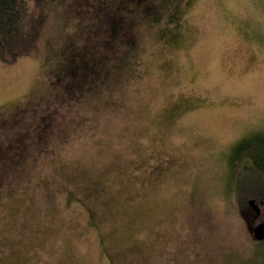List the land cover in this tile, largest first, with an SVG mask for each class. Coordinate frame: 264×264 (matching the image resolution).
I'll list each match as a JSON object with an SVG mask.
<instances>
[{
  "label": "rangeland",
  "instance_id": "1",
  "mask_svg": "<svg viewBox=\"0 0 264 264\" xmlns=\"http://www.w3.org/2000/svg\"><path fill=\"white\" fill-rule=\"evenodd\" d=\"M46 1L37 54L0 62L1 120L42 98L76 29V0ZM160 6L135 25L137 78L119 72L114 89L61 107L28 180L0 192V264H240L251 254L264 199L259 213L248 199L264 196V181L230 156L238 139L264 137V0Z\"/></svg>",
  "mask_w": 264,
  "mask_h": 264
},
{
  "label": "trees",
  "instance_id": "2",
  "mask_svg": "<svg viewBox=\"0 0 264 264\" xmlns=\"http://www.w3.org/2000/svg\"><path fill=\"white\" fill-rule=\"evenodd\" d=\"M76 1L81 5L71 6L76 11L77 21L73 20L76 29L61 46L58 55L61 64L51 72L53 78L47 82L48 89L41 99L18 108L11 119H0V192L20 184L24 178L28 180L30 155L45 145L50 128L56 130V114L61 107L67 108L85 92L94 93L93 88L114 89V81L120 74L129 78L134 73L137 78L140 74L138 64L143 61L140 60L143 33L137 31L135 25L140 24L141 18L152 24L154 19L161 17L162 11V0ZM46 2L0 0L2 64L10 65L20 57L37 54L47 17ZM173 14L169 21L175 20ZM231 151L233 168L241 163L243 168L250 166L255 171L253 174L264 181V137H242L233 144ZM235 194L236 191L229 195L225 192L221 198L226 197L231 202ZM250 199L253 202L256 199L259 204L258 199L263 200L264 196ZM252 243L251 254L246 258L241 256L240 264H264V238H253Z\"/></svg>",
  "mask_w": 264,
  "mask_h": 264
},
{
  "label": "water",
  "instance_id": "3",
  "mask_svg": "<svg viewBox=\"0 0 264 264\" xmlns=\"http://www.w3.org/2000/svg\"><path fill=\"white\" fill-rule=\"evenodd\" d=\"M249 204H253V202L250 201ZM256 212L259 213L258 208L256 209ZM251 234H252V237L257 239V240L263 239L264 238V221L258 223L257 226L252 228Z\"/></svg>",
  "mask_w": 264,
  "mask_h": 264
},
{
  "label": "flooded vegetation",
  "instance_id": "4",
  "mask_svg": "<svg viewBox=\"0 0 264 264\" xmlns=\"http://www.w3.org/2000/svg\"><path fill=\"white\" fill-rule=\"evenodd\" d=\"M254 202L252 201V199H248V202L252 201L253 204H250L252 206V208L254 209V211L258 208L259 210L261 209V205L263 204V200L260 201V203L258 204L256 199H253Z\"/></svg>",
  "mask_w": 264,
  "mask_h": 264
}]
</instances>
